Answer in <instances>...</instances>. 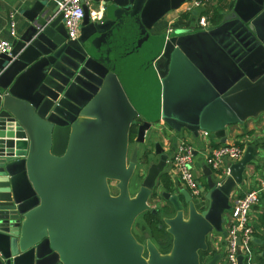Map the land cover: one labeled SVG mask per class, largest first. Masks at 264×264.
I'll list each match as a JSON object with an SVG mask.
<instances>
[{
  "label": "water",
  "instance_id": "1",
  "mask_svg": "<svg viewBox=\"0 0 264 264\" xmlns=\"http://www.w3.org/2000/svg\"><path fill=\"white\" fill-rule=\"evenodd\" d=\"M102 1L133 8L123 25L128 38L111 33L121 43L111 59L86 42L114 19L91 20L84 6L79 34L69 39L58 7L48 11L41 1L22 12L25 29L0 53V264H201L207 236L226 232L224 214L252 145L227 163L221 182L204 166L206 182L196 181L193 198L185 188L159 191L167 154L155 137L158 161L134 195L129 182L152 122L194 136L207 130L225 143L228 126L264 111V0H235L207 29L174 24L160 34L151 26L186 0ZM154 191L174 212L161 219L171 247L160 253L146 234L144 256L132 224L158 212L149 204ZM253 241L264 260V237ZM220 257L203 261L226 264ZM237 259L244 264L242 254Z\"/></svg>",
  "mask_w": 264,
  "mask_h": 264
},
{
  "label": "crops",
  "instance_id": "2",
  "mask_svg": "<svg viewBox=\"0 0 264 264\" xmlns=\"http://www.w3.org/2000/svg\"><path fill=\"white\" fill-rule=\"evenodd\" d=\"M41 1L45 3V8L48 11H51L55 7L58 6L59 0H0V39L7 40L11 43L12 39L21 33L23 29H25L27 25V21L24 17H22V12L31 8L34 3ZM191 0H186L182 2L176 9H172L164 14L158 21L159 25H156L155 22L150 30L151 33L160 34L164 30L168 29L169 26H173L177 24L180 28L188 29L190 27L198 28V19L199 16L202 15L203 11L207 10V14L211 15L214 11H217L219 15L222 12H228L232 9L235 0H219L218 2H206L202 6L197 8H192L191 10H187L186 6L189 4ZM103 4V1L94 0V7H98V5ZM104 11L102 19L110 18L114 19L115 23L113 27L106 33H112L115 29L123 31V34L128 37L129 30L127 26H123L127 20L131 17L132 10H123L113 4L104 5ZM10 13V14H9ZM13 23V31L12 34L10 32V23ZM211 23V21H210ZM104 34L103 36H106ZM113 57V54L110 55V59ZM264 111H260L258 114L254 116H250L246 118L242 123H235L233 125L228 126L227 129V137L225 143H232L236 141H243V147L250 144L253 146V160L249 165L246 166L243 174V184L237 186L233 189L230 196V204H233V201L241 196L245 191L253 188L256 183L264 178ZM160 127H164L165 135L163 137L159 136V131L153 129L151 137H157V141L163 148V151L167 154V159L165 162V166L159 179L157 181L159 191H169L171 193L176 192V188H182L183 184L180 182L179 178L174 174L171 168L170 160L175 152L177 140L174 139L173 135L176 131L171 130L166 127V125L162 121L157 122ZM185 132H189L183 130ZM189 134L193 135L189 132ZM213 137L209 140H205L206 138H201L198 141L193 143L194 156H193V171L195 172L196 179L199 181L201 178L207 179V176L203 173L204 166H207L211 170V175H213V179L217 182H221L225 175L220 174V172L213 171L208 165L204 162V156L210 147L215 146L217 143H220L219 138L210 133ZM209 135V136H210ZM194 136V135H193ZM199 136V135H197ZM208 136V137H209ZM136 137V136H135ZM161 140H159V139ZM135 139V138H134ZM185 141L190 142L186 138ZM204 140V141H201ZM192 143V142H190ZM222 144V143H221ZM155 141L153 142V150L149 151L148 149L141 148L139 149L138 154V166L137 170L142 174V170L146 173L147 168L152 162H157L159 156L154 152ZM218 145V144H217ZM134 146V143L131 145V149ZM146 151V153H145ZM145 155V160H143V156ZM197 168V170H196ZM166 174L172 183V188L170 190L165 189L161 176ZM200 182V181H199ZM199 188V185H198ZM159 193V192H158ZM229 210L224 214L223 221V229L226 231L225 234L212 232L207 236V244H208V252H204V255H209L210 257L214 254H220L222 262L223 258H225L226 246H227V229L229 223ZM250 224L252 228L256 232V236L263 239L264 237V192L260 194L258 202L251 208L250 213ZM257 251H261V244H256ZM258 252V253H259ZM259 264H264V260L259 256Z\"/></svg>",
  "mask_w": 264,
  "mask_h": 264
},
{
  "label": "built area",
  "instance_id": "3",
  "mask_svg": "<svg viewBox=\"0 0 264 264\" xmlns=\"http://www.w3.org/2000/svg\"><path fill=\"white\" fill-rule=\"evenodd\" d=\"M219 0H191L186 6L187 10L202 6L206 2H218ZM87 7L89 17L94 21H101L103 16V4L94 7V0H59L57 13L62 14V23L66 29L67 37L75 39L79 34V28L84 15L83 7ZM209 15L202 14L198 19V28L207 29L210 26ZM13 23H10V32L13 34ZM171 27H168L170 30ZM11 43L0 39V53H9ZM161 121V120H160ZM198 135L206 138L210 135L207 130H199ZM243 141L222 143L210 147L204 156V162L213 171L222 175L228 174V162L237 161L243 154ZM195 147L192 143L181 139L176 144L175 152L170 160L171 168L180 182L186 186L190 193L196 197L200 195L195 172L193 171V152ZM264 192V178L256 185L245 191L233 201L229 209V223L227 229V246L225 261L227 264H238V254H242L244 264H254L256 243L253 237L255 230L250 224L249 213L251 208L258 202L259 196ZM239 240V243H238ZM259 252V251H258Z\"/></svg>",
  "mask_w": 264,
  "mask_h": 264
},
{
  "label": "rangeland",
  "instance_id": "4",
  "mask_svg": "<svg viewBox=\"0 0 264 264\" xmlns=\"http://www.w3.org/2000/svg\"><path fill=\"white\" fill-rule=\"evenodd\" d=\"M155 24L156 25H159L160 22L157 21ZM129 33H130V29H129ZM102 34H95L94 36H92V38L90 39V41H91L90 43L91 44H89L88 42H86V45H87L88 50L90 52H92V54H94L96 57H99V58H102V59H104L106 57H109L110 58V55L109 54L114 53V51L118 47H120V44L121 43H119V40L117 41L116 37H114V35H112L111 33L106 34V36H101ZM141 34L142 33H139L138 36H140ZM129 39H131V37H129ZM262 114H264V112ZM153 129L159 131V136L160 137H163L165 135V131L163 130L164 127H160V125H158V123H155L153 125V127L150 128L145 133V139H144L143 144H141V148H144L146 150L148 149L149 151H152L153 150L154 137H151V134H152V130ZM173 137L178 142L181 139L186 138L187 140H189L190 142H192V144L195 143V141H198L199 139H201L200 136H193V135L189 134V132H185V131L175 132L174 135H173ZM211 137H213V136L210 135L205 140H209ZM159 140H161V139H159ZM201 141H204V140H201ZM137 166H138V164H137ZM196 170H197V168H196ZM135 171H136V173L133 174V178H132L131 183H130L131 184V187H132L131 192H132L133 195L135 194V192L137 191L139 185L141 184V181H142V179L144 177V172H145V171L142 170V174L139 173L140 171L138 172L137 167H136ZM155 200L156 199H151L150 198L149 199V204L151 206H153L154 203H155ZM139 224H144V220H143V217L141 215H139L136 218V224L133 227V231L136 234L139 233V229H138V225ZM162 249H163L162 251L165 252V251H167L169 249V247L162 248ZM199 253L202 254L203 252H199ZM203 258H202V260H203ZM203 264H204V261H203Z\"/></svg>",
  "mask_w": 264,
  "mask_h": 264
},
{
  "label": "flooded vegetation",
  "instance_id": "5",
  "mask_svg": "<svg viewBox=\"0 0 264 264\" xmlns=\"http://www.w3.org/2000/svg\"><path fill=\"white\" fill-rule=\"evenodd\" d=\"M144 120V118L143 117H141V116H139V117H137L136 118V121H137V123L136 124H134L135 125V128H136V131H137V125L138 124H140L142 121ZM158 121H160V120H157V121H154V122H152V127H153V125L155 124V123H157ZM132 143H134V141L133 142H131L130 140H129V151L131 150V145H132ZM135 174V173H134ZM211 177L213 178V175H211ZM132 178H133V176H132ZM132 178H131V180H132ZM131 180H130V182H129V192H130V194L131 195H133L132 194V192H131V190H132V187H131ZM200 184H202V185H204L205 184V178H201L200 180ZM109 188H110V192H111V194H116L117 193V190H116V188H115V186H114V184L111 182V181H109ZM182 188H185V189H187L188 191H189V193H190V190L186 187V186H182ZM191 194V193H190ZM191 196L193 197V198H196V196H194V195H192L191 194ZM182 197L181 196H179V200L180 201H182V199H181ZM154 199H156L155 200V203H154V205H153V207H155L157 210H158V212L157 213H152V214H157L158 216H159V220H160V218L162 219V217L165 215L166 217L167 216H173V214H174V212H173V209H172V206L170 205V203H168L167 201H165L160 195H158V196H156V198H154ZM162 208H166L167 210H165V212L164 211H162ZM142 217H143V214H140ZM138 217V216H137ZM136 217V218H137ZM136 218H135V220H134V222H133V224H132V233H133V235L135 236V238L137 239V241L138 242H140L141 244H143V255L144 256H146L147 255V251H146V248H145V243H146V237H145V235L146 234H148L149 235V239L153 242V244L155 245V247L158 249V251L160 252V253H167L168 251H169V249H170V247H171V239H172V237H171V235L167 232V230H166V225L162 222V220L161 221H159L158 222V226L160 227V228H162L166 233H167V236H168V239H169V243L167 244V246H162L161 244H159V242L157 241V239L153 236V230L150 228V226L147 224V222L144 220V218H143V220H144V224H139L138 225V229H139V233H134V231H133V227L135 226V224H136ZM166 247H169V249L167 250V251H162L163 249L162 248H166ZM203 257H205V255L202 253V254H200V258H201V260H200V262H201V264H203V260H204V258ZM202 258H203V260H202ZM223 262H225L226 264H227V262L225 261V258H223V260H222ZM254 264H259V255H258V251H257V249H255V255H254Z\"/></svg>",
  "mask_w": 264,
  "mask_h": 264
},
{
  "label": "trees",
  "instance_id": "6",
  "mask_svg": "<svg viewBox=\"0 0 264 264\" xmlns=\"http://www.w3.org/2000/svg\"><path fill=\"white\" fill-rule=\"evenodd\" d=\"M202 14H207V10L203 11ZM219 19H220V15L217 11H214L211 15H209V20L213 24H216L219 21ZM135 136H136V128H135V125H132L130 128V131H129V140L131 142H133ZM217 144H221V143H217ZM145 153H146V151H145ZM143 160H145V155L143 156ZM135 173H136V171H135ZM161 181H162V184H163L165 189L170 190L172 188V183L170 182V179L168 178V176L166 174H163L161 176ZM156 196H157V193L154 191L151 195V199L156 198ZM165 210H167V209L162 208V211L165 212ZM143 218L147 222V224L150 226V228L153 230L152 231L153 236L157 239L159 244H161L164 247L167 246V244L169 243L167 233L157 225L158 222L161 221V218L159 220V216L157 214H152L149 211H147L143 214Z\"/></svg>",
  "mask_w": 264,
  "mask_h": 264
}]
</instances>
